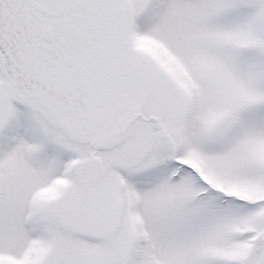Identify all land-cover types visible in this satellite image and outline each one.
<instances>
[{
    "label": "snow or ice",
    "instance_id": "1",
    "mask_svg": "<svg viewBox=\"0 0 264 264\" xmlns=\"http://www.w3.org/2000/svg\"><path fill=\"white\" fill-rule=\"evenodd\" d=\"M0 264H264V0H0Z\"/></svg>",
    "mask_w": 264,
    "mask_h": 264
}]
</instances>
